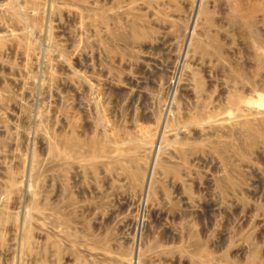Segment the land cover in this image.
<instances>
[{"label": "rangeland", "instance_id": "rangeland-1", "mask_svg": "<svg viewBox=\"0 0 264 264\" xmlns=\"http://www.w3.org/2000/svg\"><path fill=\"white\" fill-rule=\"evenodd\" d=\"M0 264H264V0H0Z\"/></svg>", "mask_w": 264, "mask_h": 264}]
</instances>
